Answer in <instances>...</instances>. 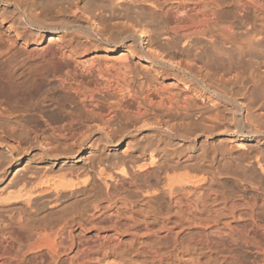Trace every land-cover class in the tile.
I'll return each instance as SVG.
<instances>
[{
  "label": "bare ground",
  "instance_id": "6f19581e",
  "mask_svg": "<svg viewBox=\"0 0 264 264\" xmlns=\"http://www.w3.org/2000/svg\"><path fill=\"white\" fill-rule=\"evenodd\" d=\"M10 3L17 37L62 43L36 63L1 61L0 120L12 131L0 130V264H87L94 247L104 255L108 243L99 232L87 241L84 222L105 228L93 223L94 200L117 188L124 197L102 220L115 237L128 226L170 238L175 264L192 255L264 264V0H0V25ZM197 89L233 104L219 145L175 139L217 130L216 109L192 103ZM37 115L43 125L31 126ZM140 122L162 127L153 149L123 142ZM24 143L43 150L25 156ZM157 168L156 181L143 183ZM186 190L210 191L211 202L182 204ZM75 200L92 211L68 213Z\"/></svg>",
  "mask_w": 264,
  "mask_h": 264
},
{
  "label": "rangeland",
  "instance_id": "374dc122",
  "mask_svg": "<svg viewBox=\"0 0 264 264\" xmlns=\"http://www.w3.org/2000/svg\"><path fill=\"white\" fill-rule=\"evenodd\" d=\"M13 4L14 3H10L8 5L7 14L6 16H4V19L2 20L1 25H0V63H1L0 68H3V64L1 61H4L9 56H21L24 58H26L25 56H29L31 57L30 58L31 64L36 63L39 59V55L44 50H49L53 48L55 43H62L58 39L55 40V38L54 40L51 41V44H48L47 38H19L17 37L13 28L11 27V23H12L11 18L13 16V13H12ZM84 13H85V8H84ZM260 21L264 23L263 16H261ZM100 51H101L100 53H102V51L104 50L101 49ZM183 59L181 58L182 61H185V59L184 60ZM137 61H140V60H137ZM142 63H144L146 67L148 66V63L146 62H142ZM188 66L196 70L199 69V67H201L200 63L191 62V61L188 62ZM241 73H242L241 70H235L234 72H232V77L234 76L238 78L239 76H241ZM177 90H180V89H177ZM203 92H201L199 89H197L196 92H191L192 94H190V96L193 97L192 103L193 105H195V107L198 106L200 108L207 109L208 108L207 106H210V107H213L214 110L216 109L215 111L217 113L215 111L214 112L219 117V124L217 125V130L211 136L210 135L207 136V134L205 135L204 132L195 134L194 138H185L180 135H176L175 139L181 145L189 146L191 145L193 139H194V142L196 141V143L203 142L209 146H216V145H219L218 142L220 143L218 136H219V133L223 131L224 129V126H225L224 119L228 115V109L232 108L233 104L231 102L228 103L229 101H226V102L223 101L222 103L209 102L208 99L206 98L207 96L204 95ZM239 98L240 97H237V100L242 101V98L240 99ZM262 102H263V107L257 110L258 115L261 118L264 117V100ZM47 110H48L47 108H44L43 111L45 114H52V113H49ZM24 115H27V114H24ZM38 115L41 116V114L39 113ZM38 115H37V119H35L34 124L29 123L31 126L35 124L43 125L42 124L43 121L38 120V118L40 117V116L38 117ZM132 126H130L127 132L124 134L122 138L123 142H126L128 140L130 141L134 140L135 143L139 142V143H143V144H147L151 146V149H153V147H155V145H157L158 143L160 144V140L156 137V132L157 131L158 133L163 132V130L160 129L162 127L147 125L146 123H141V122L136 123ZM0 130L4 131L6 134L8 133V135L12 131L11 127H9L8 124H6L5 122L1 120H0ZM165 131L169 132L171 135H174L168 129H165ZM90 137L91 136L89 134H84V144L90 139ZM22 145L27 147V149L25 150L26 147L22 146V148L24 147L23 150H25L23 151L25 156H29L30 154L39 155L38 152H41L39 151V149L43 150L41 149L42 147L39 148L38 146H33V147L29 145L27 146V144L25 143ZM28 147H30V149ZM84 148H85L84 150H87V146H85ZM123 149L124 148L122 147L121 150ZM3 150H6V149H3ZM157 170L156 171L153 170L154 171L153 175L151 173H149L148 175L146 174L147 175L146 177L143 176L144 174H141V176H143L141 178H145L143 179L144 180L143 183H146V184L154 183L160 171L158 168ZM195 173L197 174L198 172H195ZM224 178L225 177L221 179V182L227 183V180H225ZM37 180L39 181V179ZM37 180L35 182H37ZM124 187L127 190L131 189L128 193L129 195L132 192H134L133 191L134 188L130 187L127 183L124 184ZM122 197H124V193H123V189H120V188H117L115 191L111 193V198L102 197L100 195L96 196L94 203L100 204L101 211L97 213V215L94 217L93 223L102 224L103 227L105 228L100 229V231H96L91 225H88L87 223L84 222V235L83 236L84 238H87V241H89L92 237L95 238L96 236H98L97 232H99V235L102 236L100 238L101 241L108 243V246H105V249H102L103 251L105 250L104 251L105 254L102 250H101L102 252L100 251V253L101 254L103 253L104 255H100L99 253H97L95 251L96 248L94 247V249H92L94 254L93 256L89 258L90 260L87 259V261L89 260L87 264H175L172 261L173 259L168 255V253L170 252L169 246L171 245L172 239L165 238L163 236L158 239L153 238V237L141 234L142 230L140 231L138 230L140 233L133 234L131 233V229L128 226L126 228H122V229L120 228L121 229L120 232L117 234V237H115L116 233L112 231V228L109 226V224L102 221L103 218L105 217L103 214L108 215L107 213L108 211L115 209V207H117L116 206L117 203L119 202V200L122 199ZM211 198H212V193L207 190L198 191L194 194H189L188 191L186 190L185 192L179 195L178 199L182 204H186L189 201L193 203L195 202L201 207L204 201L211 202ZM165 199H167V197H165ZM71 203L72 204H70V208H69L70 210L68 211V213L74 214L75 211L80 207H84V214H88L92 211L91 202L87 203L84 200V203H82L81 201L76 202L75 200L74 202L72 201ZM73 229H74L73 232L75 233V237L76 238L80 237L81 231L78 229V227L74 226ZM70 256H72L74 259V262H76L81 256V253H79L78 250L74 249L70 253ZM182 264H202V260L196 263L194 255H192V257L184 256V262Z\"/></svg>",
  "mask_w": 264,
  "mask_h": 264
}]
</instances>
